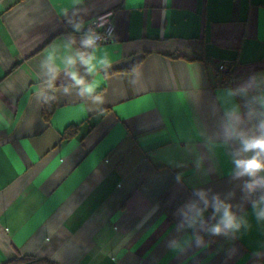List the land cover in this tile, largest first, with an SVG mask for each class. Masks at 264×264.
Masks as SVG:
<instances>
[{"label": "crops", "instance_id": "0c3cea01", "mask_svg": "<svg viewBox=\"0 0 264 264\" xmlns=\"http://www.w3.org/2000/svg\"><path fill=\"white\" fill-rule=\"evenodd\" d=\"M107 12L112 34L94 55L112 67L71 69L100 80L98 104L64 67L53 86L45 58L93 51L81 29ZM230 62L233 85H222L216 68ZM262 91L264 0H0V264L16 253L264 264V203L254 208L248 177L235 175L239 143L223 127L233 107L242 128L258 125ZM47 94L55 106L44 121ZM217 199L238 229L213 233Z\"/></svg>", "mask_w": 264, "mask_h": 264}, {"label": "clouds", "instance_id": "9594fccd", "mask_svg": "<svg viewBox=\"0 0 264 264\" xmlns=\"http://www.w3.org/2000/svg\"><path fill=\"white\" fill-rule=\"evenodd\" d=\"M80 27V25H77V30H79ZM98 39L99 38L95 35H87L80 41V45L85 50L93 51H78L75 56L67 57L60 65L56 64L57 57L54 54L55 49H53L48 52L45 58V64L48 65L50 83H52L53 86L57 79L58 69L64 67L73 84L79 89L78 94L80 96L83 97L87 95L93 102L103 104V95L96 93V89L100 86V80L97 79L93 80L91 83H87L78 72L71 70L79 63L86 69L89 75L97 71H101L105 74L108 73V70L112 67V62L106 56L97 60V57L94 55V49ZM70 44H75V40H71ZM132 83H135V81ZM65 91H67V88H65ZM239 91L245 93L247 88H241ZM229 95L234 96L235 93L229 90ZM261 107L264 109V91H262ZM249 115L251 116V114ZM261 115H264V112H262ZM242 123L243 121L238 114L237 107H233L226 111V121L223 126L225 140H234L239 143V148L233 153L235 175L237 177H249V180L245 183V188L249 193H252L257 188H264V119H262L258 125L254 126V128L247 130L241 127ZM257 203H264V195H261L260 200L254 203V208L257 206ZM215 210L217 213L222 211V215L219 223L212 228L213 233L220 234L240 227V223L232 213L230 205L224 204L217 199ZM260 215L264 217V212L260 213Z\"/></svg>", "mask_w": 264, "mask_h": 264}, {"label": "built area", "instance_id": "2783aa9c", "mask_svg": "<svg viewBox=\"0 0 264 264\" xmlns=\"http://www.w3.org/2000/svg\"><path fill=\"white\" fill-rule=\"evenodd\" d=\"M112 13L107 12L93 18L88 24L82 27L81 31L97 36L99 39L96 44H104L110 40L113 24L111 20ZM102 25V26H101ZM234 67L233 63H220L216 70L220 74V84L233 85L234 77L231 70ZM249 180V177L247 181ZM261 195H264V188H257L251 193L253 201L260 200Z\"/></svg>", "mask_w": 264, "mask_h": 264}, {"label": "trees", "instance_id": "16d2710c", "mask_svg": "<svg viewBox=\"0 0 264 264\" xmlns=\"http://www.w3.org/2000/svg\"><path fill=\"white\" fill-rule=\"evenodd\" d=\"M54 106H55L54 101L51 95L47 94L43 99L42 107H41V116L44 121H48L49 116L54 109ZM72 127L73 126H69L64 130L62 134V138L67 139L68 137H70L69 135H71V133H73L75 130V128ZM2 264H56V263L46 258L35 256L33 254L16 253V255L13 258L8 259L6 262Z\"/></svg>", "mask_w": 264, "mask_h": 264}]
</instances>
